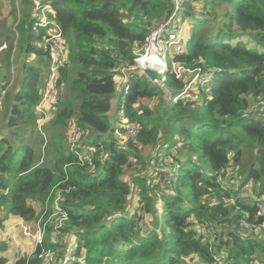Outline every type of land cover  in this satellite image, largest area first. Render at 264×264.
<instances>
[{
  "label": "trees",
  "instance_id": "trees-1",
  "mask_svg": "<svg viewBox=\"0 0 264 264\" xmlns=\"http://www.w3.org/2000/svg\"><path fill=\"white\" fill-rule=\"evenodd\" d=\"M20 1L23 16L19 14L13 26L4 27L2 21L0 37L9 41L10 50L15 29L34 62L21 64L6 123L33 130L43 87L41 66L50 63L49 46L42 38L47 28L37 35L33 31L34 17L25 7L33 8V0ZM39 1L51 5L49 16L61 28L68 57L55 81L56 88L66 83V93L57 98L49 126L62 133L74 119L85 129L82 142L97 150L93 163L87 164L74 150L53 143V159L39 161L32 145L13 148L0 140V227L9 215L37 219L38 209L28 200L45 204L58 185L63 190L60 205L67 213L62 230L71 232L67 243L73 236L78 243L69 264H188L189 258H196V264H256L264 243L254 232L241 233L239 228L264 218L256 216L264 205V107L258 106L264 100V0L185 2L182 15L191 27L185 50L175 60L191 68L201 59L212 72L211 83L186 99L169 101L164 127L158 103L153 102L160 98L159 89L143 75L127 72L116 108L138 128L126 147L115 138L119 119L111 124L108 116L115 79L134 65L153 23L170 11L172 0ZM13 3L11 16L17 8ZM251 42L255 48L249 47ZM6 59L9 65L8 55ZM69 64L76 73L67 82ZM164 82L173 92L184 87L170 70ZM153 147L151 163L172 156L179 164L175 183L159 196L153 175L136 174L133 183L123 178L135 162L145 168L142 150ZM246 148L253 160L243 164L242 182L258 185L255 198L240 196L218 181V174L240 165ZM154 169L156 176H163ZM130 183L138 187L141 201L133 210L126 209ZM205 222L215 229L213 241L200 231ZM41 247L60 252L56 243L44 239L32 256H21L13 264H41ZM5 262L0 253V264Z\"/></svg>",
  "mask_w": 264,
  "mask_h": 264
},
{
  "label": "built area",
  "instance_id": "built-area-1",
  "mask_svg": "<svg viewBox=\"0 0 264 264\" xmlns=\"http://www.w3.org/2000/svg\"><path fill=\"white\" fill-rule=\"evenodd\" d=\"M190 0H172V8L165 13L159 20L155 21L150 29L149 34L146 36L143 46L137 52V56L134 58V65L130 66L137 71L131 73H137L145 66V63L158 68V74L162 82L165 81V72L170 70L176 78L184 81V87L181 90L173 92L171 101H177L178 99L188 98L192 93H195L201 88H208L212 80V72L205 68L202 64V60H197V66L188 68L182 63L175 60V55L180 54L185 50V42L187 39V33L189 25L186 18L183 17L182 11L184 9L185 2ZM34 6V22L33 31L37 35L41 28H47L46 33L42 34V38L46 45L49 46L48 58V76L43 84L40 100L35 106V114L38 119L37 128L41 131V127L49 116L51 107V99L55 98V81L59 75V69L67 66L68 57L64 39L62 37L61 28L55 21L50 18L52 12L51 5L49 3H41L39 0H33ZM65 46V47H64ZM149 57V61L145 62L144 58ZM128 70V69H123ZM130 70V69H129ZM139 75V74H138ZM127 73L124 75V81H126ZM165 83V82H164ZM48 104V107L46 106ZM260 110H263L264 100L258 102ZM137 123L128 120L123 116L122 112L119 117L118 127L115 131V138L122 147H126L135 137L137 133ZM42 132V131H41ZM85 129L81 127L74 119H71L67 126V140L69 143L68 148L72 149L76 153V157L84 163L91 164L96 154L97 146L82 142L85 136ZM43 134V133H42ZM101 148V147H98ZM100 155V152H99ZM163 167L162 177L157 176L154 179V183L157 189L158 196L166 188L172 187L176 181V171L179 167L178 162L169 156L165 160L159 161L158 165ZM218 181L224 187H229L237 190L238 195L256 197L255 183L253 180L240 181L230 169L227 170L225 175L218 174ZM62 189L58 185L51 191L50 199V212L48 220H51L50 225L55 235H58L63 231V227L67 220V213L60 205L63 200ZM67 191V190H64ZM55 194V195H54ZM49 201V200H48ZM141 203L137 201L136 207ZM134 212V211H133ZM256 216H264V205L256 211ZM18 226L21 234L28 238L35 246H41L44 240L46 227L45 223L41 219H36L32 223L20 222L9 227V230H15ZM264 230V218L258 223L243 224L239 228L241 233L257 232ZM214 227L210 222H205L200 228L203 234L209 236L211 241L216 237L214 235ZM53 243H56L53 238ZM51 241V242H52ZM77 240L73 238L68 242V247L64 251V254L58 256L54 251L44 249L41 247L38 257L41 264H69L75 256L77 248ZM220 258L217 257V262L220 263Z\"/></svg>",
  "mask_w": 264,
  "mask_h": 264
},
{
  "label": "rangeland",
  "instance_id": "rangeland-1",
  "mask_svg": "<svg viewBox=\"0 0 264 264\" xmlns=\"http://www.w3.org/2000/svg\"><path fill=\"white\" fill-rule=\"evenodd\" d=\"M13 1H14L13 5L15 4V6L17 8H16L15 15L11 16L10 13H8V11L10 12V8H11V5H12ZM25 7L27 8V11H28L29 8L31 9V16H33L34 15V11H33V8L31 7V5L27 4ZM195 7L198 9L199 3H196ZM22 8H23V6H22L20 0H0V17H1L0 23L2 21H4V25H3L4 27L7 26V25H12L13 26L14 23H16L17 20H18L19 14L21 16H23ZM7 15H9V16H7ZM186 20H187L189 28H190L191 27V22H190V20L188 18H186ZM4 27L1 26L0 29L3 30ZM13 32H14V36H13V38L10 41V44H12V47L10 48V50H7V48H9L8 44H7V43H9V41L7 43H5L4 41L1 40V37H0V72L6 73L7 69H10V73L8 72V74H7V81L3 85L0 84V122H2L1 121L2 119H4L6 121V119L8 117V108H9V106L12 103V94H13L14 90L19 85L18 76H15L14 74H12L11 69L14 68V70H16V71L19 70V72H20L21 71V64H22V62L24 60H28V61L34 62L32 54H27V53H25L23 51L22 43L20 42V36L17 33V31L14 29ZM249 47L255 48L256 46L254 45V43L251 42L249 44ZM66 51H67V49H66ZM7 55H8L9 65H6V60H7L6 57H7ZM2 68H3V71H2ZM129 69L126 70L125 74L127 72H129V71H132V72L137 71L136 69H133L132 67L129 68ZM41 71L43 73V77L42 78H43V81H44L45 77L48 76V65L47 66L46 65L41 66ZM75 73H76V67L73 64H69V73H68V77H67L66 81L68 82L69 80H71L75 76ZM12 76H13V80L11 81L10 77L12 78ZM46 79H47V77H46ZM115 80H116L117 87L115 88V92H114L112 98L110 99V107H109V111H108V116H109L111 124L116 123L118 118L121 115V112L119 110H117V108H116V99H117V96H118L119 90H120V88H119L120 78L118 77ZM44 83H45V81H44ZM6 87H7V90H6ZM66 87H67L66 83L64 82L63 84L59 85L56 88V90H55V93H56L55 94V98L51 99V107H50V118L51 119L54 117V114L56 112L57 98L59 99V97H61L63 94L65 95ZM3 90H5L4 96L1 97ZM5 102H7V104H8L7 107L3 106V104ZM153 102H155V103L157 102L158 106H159L160 103H161V95H160V98L159 97L158 98H154ZM51 119H50L49 123L51 122ZM164 127H165V122H164ZM51 130H52V133H48L46 130L44 131V129H42V127H41V131H42L41 132V131L38 130V128H37V130L35 128H33V130H32L28 126L17 125V126H13V127L8 128V133L7 134L9 135V139H10L9 143L11 144L10 145L11 147L14 148V147H17L18 145L30 144L34 148L35 155L40 156V159H41V156H42L41 160H45L46 161V158L51 157L53 154H52V152L48 153V148H46V152L44 150L45 148L44 149L41 148V145L38 142V138H40V134L45 132L47 136L51 135V137H53V138H55V137L60 138V142H62L61 146L64 149H67L68 146H69V143H68V140H67V136H66L67 135L66 134L67 128H65V131L62 132V133H60V132L58 133L57 129H55V128H51ZM10 131H14L16 133V135L12 136L9 133ZM29 139H31V140H29ZM5 140L6 139H4V141ZM83 140L85 141V136L83 137ZM3 147H5V146H3ZM155 150H156V147L143 149L142 150V155H143L145 161L147 162L146 165H145V168H143L141 164H138V163L135 162V164L128 171L126 176H123V178L129 179V181L132 182L131 178H132V176H134L136 174H139V175L145 176V177H148L150 175H153L154 177H157L156 176L157 175L156 174L157 171L154 169V167L158 168L160 170H162L163 167L160 166V164L159 165L156 164L157 162H155V160L153 161V163L150 162V159H153V157L155 156L154 155L155 154ZM243 151H244L243 152V158L241 159L240 165L230 167V171H232L237 177H240V181L241 182L243 181V178L241 176V169H242L243 164L244 163H248V162L253 160L252 157L250 156V153H251L250 148H246ZM42 153L44 154V156H43ZM132 161H135V159H132ZM136 161H138V160H136ZM48 164H50V163H48ZM134 169H137V170H134ZM132 183H130V185H131V195L128 198V203H127V208H126L128 210H133L134 207H136L137 201H138V199L140 197L139 196L138 187L135 184H132ZM255 186H256L255 187V193H256L259 188H258L257 184ZM28 202L31 205H36V207L38 209V217H37V219H41L45 223V225H47L44 239H46V240L48 239L51 242L52 239L55 238L56 244L58 245V250L60 251L57 254H58V256H61L63 254V251H65L67 249V248L65 249V247H68L67 241L70 238L69 235H70L71 232H69V231H61L58 235L54 234L53 229L50 226V225H52L51 224L52 222H51V220H48L49 212L51 210L50 209V199L45 204H38L37 202H35V200H31V199H29ZM160 208H159V211L161 210ZM147 219H149V217H147ZM13 220H16V217L8 216V218L3 221L1 227L3 229H7V227L10 226L13 223L12 222ZM35 220H29V221H25V222L32 223ZM147 223H148L149 226L152 225L151 222L149 223V221ZM17 231H18L19 235H21L20 231L19 230H17ZM253 234L256 237H258L261 241H263V243H264V230L254 232ZM21 237H23V239H26L22 235H21ZM73 238H74V236H73ZM7 253H8V251L5 252L4 255H6ZM197 262H198V260L196 258H189L187 260L188 264H196ZM256 264H264V251H263V254H260L259 258H257Z\"/></svg>",
  "mask_w": 264,
  "mask_h": 264
},
{
  "label": "crops",
  "instance_id": "crops-1",
  "mask_svg": "<svg viewBox=\"0 0 264 264\" xmlns=\"http://www.w3.org/2000/svg\"><path fill=\"white\" fill-rule=\"evenodd\" d=\"M10 11H11V8H10ZM8 13H10V12L8 11ZM7 16H9V15H7ZM0 21H1V17H0ZM2 71H3V68H2ZM8 72L10 73V69H7L6 73L0 72V84L1 85H3L7 81ZM11 72L15 76H18V79H20L21 71L20 72H19V70L16 71L13 68V69H11ZM125 72H126V70L122 69L123 75L118 76L120 78V85L122 84V82L124 80ZM46 77H45V79H46ZM45 79H44V81H45ZM10 80L11 81L13 80V76H12V78L10 77ZM44 81H43V84H44ZM7 87H6V90H7ZM15 90H17V88ZM4 92H5V90L2 91L1 97L4 96ZM3 106L7 107L8 106L7 102H5L3 104ZM46 106L48 107V104H46ZM50 119L51 118H50V111H49V116H48L47 120L44 122V124L42 125V129H44V131L46 130L48 133H52V130L49 126L50 125V123H49ZM1 121L2 122H0V140L6 139V141L10 142L9 135L7 134L8 128H10V127L7 126V123L4 119H2ZM37 125H38V119L36 116V126H35L36 130H37ZM9 133L12 136L16 135V133L13 131H10ZM29 140H31V139H29ZM38 142L41 145L42 149L45 148L44 149L45 152H46V148L48 147V153L52 152V154H53L51 157L46 158V161L52 160L53 156H54V150H53L51 145H53V143L62 144V142H60V138H58V137L53 138V137H51V135L47 136L45 132L43 134H40V138H38ZM49 142H50V144L47 145ZM4 145L6 146L8 144H4ZM43 156H44V154H43ZM41 159H42V156H41ZM39 161H42V160L39 159ZM33 206L37 209L36 205H33ZM9 216L10 217H12V216L16 217V220H13L12 221L13 223L10 226L15 225V224L20 223V222H25V220H23L19 216H16V215H9ZM10 226H8L7 229H3L2 227H0V245L4 244V250H2L0 253H1V255H3L6 258L5 264H13L21 256H27V257L32 256V254L35 251V246L31 243V241L28 240V238H26V237H25L26 239H23V237H21L22 234L19 235V233L17 231V230H19L18 226L15 227V230H9ZM7 251H8V253L6 255H4V253Z\"/></svg>",
  "mask_w": 264,
  "mask_h": 264
},
{
  "label": "water",
  "instance_id": "water-1",
  "mask_svg": "<svg viewBox=\"0 0 264 264\" xmlns=\"http://www.w3.org/2000/svg\"><path fill=\"white\" fill-rule=\"evenodd\" d=\"M158 71V68L154 69L148 66H144L138 71V74L143 75L150 84L159 89L161 93V103L158 106L157 110L159 115L163 117V121L166 122V117H164L163 113L169 101H171L173 91L168 88L164 82L161 81Z\"/></svg>",
  "mask_w": 264,
  "mask_h": 264
},
{
  "label": "bare ground",
  "instance_id": "bare-ground-1",
  "mask_svg": "<svg viewBox=\"0 0 264 264\" xmlns=\"http://www.w3.org/2000/svg\"><path fill=\"white\" fill-rule=\"evenodd\" d=\"M144 61H145V62L149 61V57H145V58H144ZM145 66H148V67H151V68H154V69L156 68V69H157V67L152 66V65H148V64H146V63H145Z\"/></svg>",
  "mask_w": 264,
  "mask_h": 264
}]
</instances>
